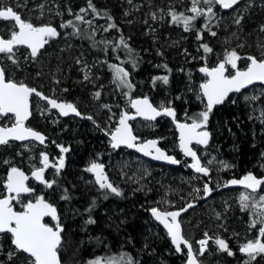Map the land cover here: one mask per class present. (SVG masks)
<instances>
[{
  "label": "trees",
  "instance_id": "obj_1",
  "mask_svg": "<svg viewBox=\"0 0 264 264\" xmlns=\"http://www.w3.org/2000/svg\"><path fill=\"white\" fill-rule=\"evenodd\" d=\"M172 1L178 8L179 0ZM79 2L80 0H62L60 7L76 8ZM166 2V0H150L153 6L161 4L166 7ZM1 3L10 5L12 0H0ZM91 3L99 16L115 25L112 28L116 30L117 36L113 41H101L94 30L90 26H86L85 15L78 14L83 17L82 20H77L76 16H70L68 20H63L64 27H61L62 24L58 19L53 21L58 35L48 40L45 48L38 52L34 63L29 62L25 56H21L25 47L15 48L10 54L13 59H16L14 69L28 80L27 84L46 93V89L49 88L61 90L60 99L75 103L81 113L92 117L89 120H80L75 117H58L52 120L39 117L36 114L31 120L37 128L48 135L49 142L53 143L52 146H49L53 154L60 153L58 145L69 149L64 168L59 173L55 171L50 178V181L55 180L56 183L52 188L47 187L45 191L46 196L50 197L59 207L64 221L62 245L72 242V246L82 262L100 255L118 257L119 255L133 256L134 253L137 261H134L135 264H183L182 255L176 254L169 243L153 240L147 234L145 223L149 221L150 208L158 200L164 198L165 205L168 202H173L178 209L194 203V206L186 212L187 216L190 214H192L191 217L193 216L192 220L185 223L186 233L191 236L201 237L208 230L226 229L219 238L228 243L229 249L234 255L229 256L227 252L222 251L219 254L215 253L213 257L218 258L224 264H236V262L241 264L242 257L246 256L240 254L239 243L246 244L249 240L254 241L258 237L259 223L254 227L251 226L254 220L253 216L250 217L246 210H239L238 207H232L231 211L224 213V208L218 203L220 190L199 198L197 194L191 192L189 187H186L185 182L178 181L177 175L184 174L180 171L181 169L166 168L162 170L161 166L149 162L148 167L153 170L148 169L147 172H144L145 169L142 170L140 172L142 179L134 186L127 184L129 181L127 178H122L121 172L118 174L115 172V184L122 191L123 195L121 196L111 194L108 190H98L88 182L90 174L86 169V164L90 158H102L108 164L116 162L120 166L127 167L128 161L136 155L126 149L111 151L107 141L108 136L101 131L107 120L108 110L101 109L100 103L103 101L112 102L113 95L126 98L125 90L128 88L117 89L115 87L113 89L110 84L105 88H97L86 84L77 72L74 56L76 58L78 55L86 56L87 61L92 64L93 76L99 85L101 82H107L108 75L114 72L110 65H117L116 63L124 56L123 65L130 74L128 79L132 84V88L128 89L131 98L146 94V97L154 105L171 104L176 109L177 115L180 116L186 111L190 119H193L198 118V113L204 111L205 107L198 105L194 92L187 86L190 83L188 78H191L192 75L186 70H194V80H197L199 85L202 82V76L199 73L200 63L204 61L211 64L215 60L214 53H206L202 45L207 44L213 51L218 47L211 37L206 39L204 35L198 39L195 36V32L200 28L199 23L202 16L192 22L193 26L188 30L187 40L177 47L165 44L163 40H165L166 33L183 31L178 27L182 22L175 23L172 20H163L159 17L161 36L154 40L155 36H150L145 32L146 28L140 21H137L134 14H131L130 18H124L123 8L117 0H91ZM25 5L24 9L16 8V10L27 22L35 24L37 21L31 18L30 9L26 8L29 3ZM232 11H223V21H226L227 26L229 25L227 15ZM182 13L186 16L185 12ZM260 18L259 12L246 10L245 12H236L232 21L235 24L239 21L242 35L249 39L250 32L256 28V24H262ZM37 20L43 21V19ZM69 21L72 23L68 24ZM3 23L5 24L3 21L0 22V27ZM2 34L5 35L3 32ZM122 38L127 44V48L120 44ZM182 46L191 52L196 51L201 57L200 60L195 58L191 62H184L182 56L179 55V49ZM97 61H100L102 67L95 65ZM36 75H38L37 78ZM165 75L168 76L167 84L162 80L155 79ZM43 84H46L47 88ZM115 84L118 85L117 82ZM97 92L100 93L99 97L96 96ZM93 95L95 100L92 99ZM242 95L243 93L234 95L223 105L215 107L208 121L213 132L210 147L212 146L215 151L224 154L226 159L235 165L232 171H222L228 179L239 177L248 171L257 172V163L263 160L264 124L252 116L251 108L243 101ZM260 103L264 108V97L261 98ZM121 106H124L123 101ZM169 128H171V133L175 132L171 126L167 129L166 123H164L153 132L152 136L164 134V137L170 139V136H173L170 135ZM165 129L167 131L163 133ZM138 131L135 129V132L142 137L151 136ZM166 144L164 143L165 146ZM173 144L170 143L167 147L175 148L176 145L173 146ZM26 152L27 150L21 148L16 142L2 145L0 148V189L5 185L9 165L25 167L23 156L26 155ZM3 161H7V163L3 164ZM136 166L134 169L138 170V166ZM160 168L161 170H159ZM183 172L192 175L190 169H183ZM228 172H232L233 175ZM200 179L202 178H197L199 185H202ZM228 190L235 191L236 189L228 188L223 191ZM260 191H264V186ZM64 196L68 198L62 199ZM93 201H95L94 204ZM211 205L222 214L221 218L215 217L214 214L210 216L207 210ZM90 219L95 223H88ZM181 221L183 220L181 219ZM189 236L186 235L194 243V239L192 238V240ZM0 240L3 250L5 249L4 244L10 245V239L7 236ZM143 242H148L155 254L151 256L145 252L138 253L137 248H141ZM15 252L16 254L11 259L0 255V264H27V255ZM139 255L142 257L139 258ZM255 259L254 264H264V261L260 262L258 258ZM200 263L207 264L208 262L200 260Z\"/></svg>",
  "mask_w": 264,
  "mask_h": 264
},
{
  "label": "snow or ice",
  "instance_id": "obj_2",
  "mask_svg": "<svg viewBox=\"0 0 264 264\" xmlns=\"http://www.w3.org/2000/svg\"><path fill=\"white\" fill-rule=\"evenodd\" d=\"M200 0H192V8L190 11L195 15L185 16L183 13L177 14L175 11L171 12V19L175 23H183L184 30L188 31L193 26L192 22L197 17L204 14L205 10L197 7ZM209 6L206 9L209 18L213 13L212 4H219L224 9H229L238 3V0H205ZM89 8L96 11L94 6L89 0ZM81 12L86 11L81 9ZM155 18V14H153ZM0 19L5 21L12 20L15 22V26H18V31L13 30L9 39L0 37V53L12 54L14 46L25 45L31 50V56L36 57L39 50L42 49L48 40L56 37L58 32L56 28L50 25L34 26L31 22H27L21 18V16L13 10L12 7H0ZM77 20H82L80 15L76 16ZM72 22L69 21L68 24ZM239 23V21H237ZM65 25H61L64 27ZM109 27H115L110 25ZM207 28V24L204 25ZM211 35L215 36L216 33L212 32ZM201 38L200 35L197 37ZM120 44L127 48V44L123 40ZM206 53H210L212 49L207 45H202ZM11 58V56L9 57ZM241 57L233 50L227 52L224 60L220 61L216 67L208 68L207 66L201 67L200 72L204 73L207 79L200 84V90L203 97L206 98L205 110L198 113V118H193L189 123H176V127L180 131V148L185 156L192 158V164L190 165L197 173H202L205 176L209 174V168L201 164L200 157L197 152L191 147L192 142L195 141L199 145H208L210 140V133L206 130L210 114L213 108L217 105H221L228 98L230 93L240 92L241 89L246 88L248 85H252L254 82H264V58L257 59L254 56H249L247 59L250 61L245 70H236L234 75H226V65H230L232 69H237V61ZM15 63V60H13ZM114 71V81L118 82V87L132 88L128 77L129 72L120 65H110ZM165 67H167L165 65ZM87 79V76H85ZM157 80H162L167 84L168 76L156 77ZM35 94L38 97L46 100L48 104L58 109L59 112L67 116L70 113H74L80 116L81 113L77 110L76 106L72 103L58 102L56 99L44 96L43 93L37 91L35 88H31L23 82H15L10 79H6L5 69L0 67V115L7 116L12 114L14 116V123L11 127H0V145H4L10 142V140L25 141L33 139L39 141L41 144L45 142V136L35 131L34 129L27 127L25 122L31 116L30 111V97ZM100 93L97 92L96 96L99 97ZM247 99V98H246ZM252 99H255L253 97ZM107 107V105H105ZM131 107L135 109V116L143 117L145 120L154 121L157 117L167 116L173 120L176 119V111L172 107H165L161 105L159 108L153 106L148 97L138 98L131 100ZM135 116H130L128 112H123L119 119V124L115 128V131L111 132V143L113 148H119L121 145H126L129 148H135L139 152L144 153L146 156H151L156 160H164L173 164L180 163L175 157L168 155L158 146L157 140H148L142 143H137L138 137L133 135L131 126L128 121L135 119ZM92 119V117H87ZM62 153L69 151L68 148L59 146ZM43 167L37 168L32 172V176L46 187L52 188L56 183L55 180L47 181L44 178L45 170L49 167V157L46 153H42ZM7 163V161L5 162ZM212 163V161H209ZM56 168L57 173L65 166V160L63 155L59 158L58 165H52ZM227 168L229 165L224 164ZM88 172L94 173L96 183L100 189L108 190L111 194L116 196L123 195L122 191L114 186L109 181L105 171L104 165L101 163L93 162L87 168ZM28 180V176L25 175L17 167H12L7 175L6 190L8 195L0 198V233H10L12 237V244L15 246L17 252H23L28 254L31 258L29 264H61L60 248L62 245V232L63 227L60 223V218L57 213L56 207L49 203L43 195L37 196L35 202L29 200L23 205L22 211H15L12 201L18 200L22 193H32L34 190L28 187L25 181ZM230 185H242L245 189L251 190L252 194H255L261 186H264V178H257L252 173H248L241 179H232L227 181ZM204 193L207 195L212 191L207 184L204 185ZM196 191H199L197 189ZM15 194V195H12ZM67 196L62 199H67ZM107 198V197H105ZM252 200L250 205L249 201ZM95 201H93V204ZM240 203L242 209H248L250 206L253 209H260L258 216L259 220L254 219L251 226H255L258 222L262 225L259 228V235L253 241L249 240L246 244L242 245L239 249L241 253L246 254L249 257L245 264H250L256 256L264 254V195H261L258 200L254 197H250L249 194H241ZM188 207H192L191 204ZM90 210V209H89ZM187 209H180L179 211H161L160 209L151 208L152 216L163 224L167 230L168 236L171 238L172 244L175 246L176 252L182 251V245L187 248V264H198L197 256L194 253L192 244L185 239L182 234L181 224L178 217L181 212ZM51 217L55 221L54 225L45 223V218ZM88 223H95L90 219ZM207 233H205V239L198 241L199 253L202 255L208 244ZM216 245L220 251L227 252L229 256L234 253L229 249L228 243L222 238L215 239ZM16 253L10 252L9 259H11ZM127 255V254H124ZM88 264H102L101 258L90 260ZM105 264H115L114 261H106ZM126 264H133L131 256H127Z\"/></svg>",
  "mask_w": 264,
  "mask_h": 264
},
{
  "label": "rangeland",
  "instance_id": "obj_3",
  "mask_svg": "<svg viewBox=\"0 0 264 264\" xmlns=\"http://www.w3.org/2000/svg\"><path fill=\"white\" fill-rule=\"evenodd\" d=\"M117 1L121 5V8H123L124 18H130L132 16L131 14H134L137 21H140V23L144 25V27L146 28L145 32L150 36H155L154 40L157 39L159 36H161L160 34L161 26H160V23L158 22L159 17H161L163 20L169 19L170 21L172 20L171 19L172 11H175L177 14L185 12L186 16L195 15L194 13L190 11V9L193 6L192 0H179L177 2L178 3L177 6H179L178 8L174 6V2L172 0H166L167 1L166 7L161 4H159L158 6H153L150 3V0H117ZM60 2H62V0H12V4L7 5L5 3H1L0 7L12 6L14 9L20 8L22 10L26 6L25 4L29 3V6H27L26 8L28 10L30 9L29 14L31 18L37 21L35 24L32 23L34 26L54 25L53 21L57 19L59 20L60 24L64 25L63 24L64 19L68 20L70 16L75 17L78 14H84L86 26H90L94 30V33L100 37L101 41L111 42L116 38L117 36L116 30L112 27H109L112 24H110L108 20H105L101 16H99L96 11H93L91 8H89V0H80L79 5L76 8L60 7L61 6ZM208 6L209 5L205 3V0H200L199 4L197 5V7L205 10V12L203 15H201L202 18L199 23L200 28L198 31L195 32L196 34L195 36L198 37V35H200L202 38L205 35L206 39L211 37L212 40L217 43L218 47H216L215 51L213 50L211 51L212 54L214 53L215 60L211 64L204 62V61L201 62L199 65V69L202 66H207L210 68L216 67L219 61L224 60L226 53L231 52L233 50H235L238 53V55L241 57V59L237 61V69L239 70L245 69L248 66L250 61L247 59V57L249 56H255L258 59L264 58V0H246L242 2L237 8H235L234 11L228 13L227 15L228 16L227 20L229 24L228 26L226 25V21H223L224 15H223V10L221 6L215 3L212 4L214 15H211L210 18H209V14H207L206 12V9ZM81 9H85L86 11L81 12L80 11ZM178 10H180L181 12H179ZM246 10H252V11L254 10V11L259 12V14L261 15L260 23H262L260 25L256 24L255 26L256 28H253V30L250 32L249 39L246 38L244 35H242L243 32H242V29L239 28L240 27L239 24L238 23L235 24V22L232 21L233 18L235 17L236 12H245ZM153 14H155V18H153ZM37 19H43V21H38ZM205 24H207V28L204 27ZM178 27L181 28L183 31H178L176 33H166L165 40H163L165 44L178 47L179 44L187 40L189 33L188 31L184 30L183 23L179 25ZM13 30L17 31V26L11 23V21L5 22V24L3 23V25L0 27V31L5 33L7 37H10V34ZM212 32H215L216 35L215 36L211 35ZM229 39L231 40L229 41ZM21 53H22L21 56H25V58H27L29 62L34 63L36 57L31 56V50L29 48H25L24 52H21ZM179 55L182 56V60L184 62H187V61L191 62L192 60H195V58L196 59L198 58V60H200L201 58L200 56H198V53L196 51L191 52L187 50L185 46L180 47ZM10 56L11 58H9ZM12 57L13 56L10 54L0 53V64L5 69V73H7L6 75L7 79L13 80L17 83L23 82L29 87L39 89L37 87L30 86L29 84H27L28 80L22 77V74L19 73V71L14 69L15 63H13V60L16 61V59H13ZM73 60L76 61L75 66L77 67V72H79L82 78V81L85 82L86 84L92 87H97V88H102V87L105 88L109 84L111 85L113 89L115 87L117 89L126 88V87L118 88V85H116L114 81L113 71H112L113 73L108 75L109 77H108L107 82H104V83L101 82L99 85V83L94 79V76H93L94 69L92 67V64L91 62L87 61V58L85 55L84 56L78 55L77 58L76 56H74ZM124 61L125 59L123 56L120 58V61H118V63L116 64L125 68V66L123 65ZM95 65L100 66L101 65L100 61H97ZM226 66L228 68V75H232L235 73L236 69H232L230 65H226ZM125 70L127 69L125 68ZM186 72L192 75L191 78H188V81L190 83H188L189 85L187 84V86H189L190 90L194 92L196 101H198V105L205 107L206 101L201 93L199 86L201 83L205 82L207 77L202 75L201 72H199L200 75L202 76V82L199 83L198 85L197 84L198 81L194 80V70L192 71V69H187ZM37 76L38 75H36L35 77L37 78ZM85 76H87V79H85ZM43 86L47 88L46 84H43ZM46 91L50 97L55 98L57 100H61L59 98L61 90L49 88V89H46ZM125 91L127 93L126 98L113 95L112 102L103 101L100 103L101 109L108 110V114L106 117L107 120L105 122V129L106 130L108 129L107 131L110 133L118 125L121 114L123 112H128V113L131 112V100L139 96V95H136L131 98L130 97L131 93H129L130 90L127 89ZM253 97H255V99H252ZM262 97H264V86H261V85L255 86L247 90L241 96L243 101L246 104H248L249 107L251 108V113L253 114L252 116L257 118L262 124H264V108H263V105L260 103ZM92 99L95 100L94 95L92 96ZM31 101H32V108H33L34 115L37 114L39 117L49 118L52 120H55L56 118L61 117L58 111H55L54 109H51L49 107L48 103L41 101L37 99L36 97L31 99ZM122 101L124 102L123 107L121 106ZM65 102L72 103L76 106V104L73 102H68V101H65ZM105 105H107V107H105ZM161 105L165 107H169V106L171 107V104H165V103L158 104L157 106L160 107ZM181 118L184 121L192 122V119H190L186 111L181 113ZM14 122H15L14 116L12 114H8L7 116L0 115V126L10 127L12 126ZM134 126L136 130H139L138 132H140L141 134H144L145 130H148V129H150V131L154 130L155 124L148 123V122L145 123L143 121L136 120L134 121ZM207 127H209L208 124H207ZM207 127H206V130L208 129ZM173 146H175V144H173ZM1 147L2 146H0V148ZM21 148H24L27 150L26 155L23 156L25 160L24 162L26 163V165L25 167H22V168L27 169L30 173L34 171L35 169L43 166L41 154L46 153L48 155L49 163L51 164V167L49 171L46 173V175L44 176V178L45 180L50 181V178L53 176L54 172L56 171V168L53 167L52 165H58L59 158L63 155V153L60 151V153H57L55 155L52 153L51 148L49 147V144L44 145V146H39V144L36 142H29L26 144H22ZM172 149L173 148H171V150ZM199 155L201 157H204V160H203L204 165L211 170L212 174H210L209 177L204 178L200 174H195L193 172H192V175H188L185 172H182L184 173L183 175L182 174L177 175V178H179L178 181L182 180V183L185 182L184 184L186 185V187L187 188L189 187L191 192L194 194H197L199 198L206 197L211 192H213L211 191L210 193L205 195L203 189H204V185L207 183L210 184V186L212 187V190H216V189L218 190L219 188H222L221 194L218 197V203L222 205V207L224 208V213L226 212L228 213L229 211H231L232 207L234 208L238 207L239 210H243V211L246 210L250 217L253 216V219L259 220L258 219L259 216L257 213H259L260 209H253L251 206L248 209H242L241 203H240V196L241 194H249L250 197H254L256 200H258L261 195H264V191L256 192L255 194H252L250 191L243 190V189H236L235 191H232V190L223 191L224 189H228V187H225V185L229 179L226 178L225 175H223L222 171L223 172L232 171L235 165L231 163L228 159H226L224 154L220 153L219 151L218 152L215 151L212 148V146L210 147V145H208L206 148L204 147L203 149H201L199 152ZM262 158L263 160L257 163V171L258 170L264 171V152L262 154ZM94 161H97V159L93 157L90 158L89 161L87 162V165H89L91 162H94ZM209 161H212V163H209ZM183 162H184L183 163L184 168L185 169L189 168L190 161L184 159ZM4 163L5 161H3V164ZM148 163L149 161L143 158H140L138 156H134L132 157L130 161H128L127 167H123V165L120 166L118 165V163L116 164V162L110 163L109 171L113 178L115 176L114 174L115 172L116 174H118V172H121L122 178L128 179L129 183L127 184L128 185L132 184L134 186L135 184L139 183L140 179H142L140 178V172L142 170L145 169L144 172L149 171L148 169L153 170V168L148 167L149 165ZM224 164L229 165V167L225 168ZM135 165L138 166L137 168L138 170L134 169ZM12 167H21V166H14L13 164H11L8 166V170L11 169ZM159 170H161V168ZM162 170H165V169H162ZM230 174L233 175L232 172ZM88 177H89L88 182L96 186L94 177L92 175H88ZM197 178H202L200 179V181H202V185H199ZM0 181H1V178H0ZM197 189H199V191H196ZM46 190H47L46 185L43 183H40L37 192L32 193L31 196L26 199V202L32 199L35 200V198L40 195H43L44 197L47 198V196L45 195ZM5 191H6V187L4 185L0 189V197L5 194ZM163 201H165L164 198L162 200L161 199L158 200L151 208L156 207L158 209L160 208L165 211H171L174 208H176L173 202L171 203L168 202L167 205H165ZM175 203H177V201H175ZM249 203L251 205L252 203L251 199ZM151 208L149 211L150 212L149 221L145 223L147 225V234L150 235V237H152L153 240L157 239L158 242H164V243L171 242L167 232L164 230V228L160 224H158L155 221V218L152 216ZM208 209L209 210L207 211H209L210 216L214 214L215 217L221 218L222 214H220L216 209H214V206L211 205V207ZM191 215L192 214L188 216L185 215L182 218L183 221H181V223H182L185 233L187 231L185 228V223L187 224L189 220H192L193 216L191 217ZM258 226L261 227L262 225L259 223ZM223 231L225 232L226 229L208 230V231H205L201 237H197L196 235H192V236H195V237H192L191 234L186 233L187 236L190 235L189 237L191 239L193 238L195 241L193 243V248H194L195 254L198 257L199 261L202 260L205 263L208 262L207 264H224V263H221L220 260H218V258L213 257L215 253L219 254L222 252L219 250L218 245H216L215 239L219 238L222 235ZM205 233H207L210 239L208 240V244L206 246L204 253L201 255L199 253L200 246L197 242L202 239H205ZM1 238H2V234L0 233V239ZM9 241H10V245L8 243L4 244V248H5L4 250L2 249L0 245V255H5L9 257L10 252L16 251V249L13 250L15 246L12 244L11 239ZM63 243L65 244V240ZM142 244H143V246L141 247L142 250L141 248H137L138 253L145 252L146 254L151 255V256L155 254V251L151 249L148 242H143ZM242 245L244 244L239 243L240 247ZM171 246L175 250V246L173 244ZM60 253L62 254V259L64 261V264H88L90 260H95L97 258H100V257L95 256V257H91L88 260H85V262H82L80 260V257L78 258L77 251L73 248L72 242L71 243L68 242L66 245H62L60 248ZM177 254L182 255L181 261L183 262V264H187V259H188L187 250L183 249L181 252ZM127 256H118V257L114 256L115 258L107 257L108 259L106 258L105 260L102 258L101 262L102 264H105L106 261L112 260L115 262V264H118V262L126 264ZM138 257L141 258L142 256L140 257L139 255ZM26 258H27L26 262L27 264H29V261L31 258L28 256ZM131 258H132L133 264H135L134 261L135 262L137 261H136L134 253H133V256L131 255ZM256 258H258L260 262L264 261V254L258 255L256 256ZM248 260H249L248 256L242 257L241 264H245V261H248ZM255 260L256 259L252 260L250 264H254ZM236 264H239V263L236 262Z\"/></svg>",
  "mask_w": 264,
  "mask_h": 264
},
{
  "label": "flooded vegetation",
  "instance_id": "obj_4",
  "mask_svg": "<svg viewBox=\"0 0 264 264\" xmlns=\"http://www.w3.org/2000/svg\"><path fill=\"white\" fill-rule=\"evenodd\" d=\"M7 7H12V6H7ZM13 8V7H12ZM237 8V7H236ZM14 9V8H13ZM14 10H16V9H14ZM17 11V10H16ZM18 12V11H17ZM20 13V12H19ZM22 16V15H21ZM23 18V17H22ZM24 19V18H23ZM25 20V19H24ZM8 22V21H11V22H14V21H12V20H7V21H5V20H0V22ZM26 21V20H25ZM15 23V22H14ZM44 26V25H43ZM50 26H54L55 28H56V26L55 25H50ZM17 31H18V28H17ZM0 34L4 37V38H10V37H7L6 36V34L4 35V34H2V32L0 31ZM46 46V45H45ZM19 48V47H18ZM26 48V47H25ZM45 48V47H44ZM43 48V49H44ZM42 49V50H43ZM41 51V50H40ZM219 63V62H218ZM226 68H227V66H226ZM247 68V67H246ZM245 68V69H246ZM236 70H238V69H236ZM236 70H235V72H236ZM241 70H243V69H241ZM202 74V73H201ZM202 75H204V74H202ZM226 75H228V68H227V72H226ZM232 75H234V74H232ZM205 76V75H204ZM202 84V83H201ZM258 86H260V85H258ZM261 86H263V85H261ZM255 87V86H254ZM251 88H253V87H251ZM251 88H248V89H246V90H244L243 92H240V93H236V94H232V95H230L229 96V98L230 97H232V96H236V95H238V94H242V93H245L247 90H249V89H251ZM36 89V88H35ZM37 90H39V89H37ZM40 92H42L45 96H47V97H50L49 95H48V93H46V92H43L42 90H39ZM37 98V99H39V100H41V101H44V102H46V103H48L46 100H44V99H42L41 97H38V96H36V95H32V97H31V99H33V98ZM50 98H52V97H50ZM228 98V99H229ZM53 99H55V98H53ZM228 99H227V101H228ZM57 100V99H56ZM57 101H62V102H65V100L63 101L62 99L61 100H57ZM226 101V102H227ZM69 102V101H68ZM66 103V102H65ZM49 105V104H48ZM156 106V105H155ZM49 107L51 108V109H54V108H52L50 105H49ZM156 107H158V106H156ZM172 107V106H171ZM76 108L79 110V108L76 106ZM159 108V107H158ZM173 108V107H172ZM31 110H32V113H31V117L29 118V120L27 121V123H26V126L27 127H30V128H32V129H35V130H38V131H40V132H42L44 135H46V137H47V140L45 141V143H43V144H41L39 141H36V140H30V141H27V142H24V143H20V142H16V141H12V142H9V143H13V142H16V143H18L20 146H22V144H26V143H29V142H36V143H38L39 144V146H44V145H47V144H49V146H52L53 145V143L50 141L49 142V137H48V135L43 131V130H41L40 128H37L32 122H31V120H32V117L34 116V113H33V108H32V101H31ZM55 111H58L59 112V110L58 109H54ZM214 110V109H213ZM175 111H176V109H175ZM79 112L81 113V111L79 110ZM131 112H132V109H131ZM130 112V113H131ZM59 114L61 115V117H75V118H77V119H80V120H89L87 117H89V116H85L83 113H81V115H82V117H79V116H76V115H67V116H64V115H62L60 112H59ZM129 114V113H128ZM136 120H140V121H143V122H145V123H154L155 124V126H154V130H151L150 131V129H148V130H145V132H144V134L145 135H151V136H149V137H142V136H140L138 133H136L135 132V126H134V121H136ZM176 120L177 121H180V122H186V123H189V122H187V121H184L182 118H181V115L179 116V115H177V111H176ZM164 123H166V126H167V129H168V127H172V128H174V130H175V132L174 133H171L172 131H171V128H169V132L171 133L170 135H172L173 137H171L170 136V139L167 137H164V134L163 135H161V136H152L153 135V132L155 131V130H158L159 128H160V126L162 125V124H164ZM119 124V123H118ZM130 124L132 125V128H133V131H134V133L137 135V136H139L140 137V139H141V141H145V140H147V139H150V138H153V139H157V140H159V145L161 146V147H163L164 149H166V151H167V153L168 154H172V155H175L176 156V158L180 161V164L178 165V166H166V165H163V164H159V163H153V162H150V163H152V164H155V165H158V166H161L163 169H168V168H178L181 172H183V169H185L184 168V159H186V160H189L190 161V163H189V168H186V169H190L193 173H195V174H200V173H196V172H194L193 170H192V168H190V164L192 163V159H189V158H187L184 154H183V152L181 151V149H180V147H179V133H178V131H177V128H176V126H175V124H174V120L171 118V117H162V118H160V119H157V120H155V121H147V120H143V119H140V118H135V119H131L130 120ZM170 125V126H169ZM118 126V125H117ZM116 126V127H117ZM208 129H207V131L211 134L210 135V140H209V143H208V145H210V143H211V141H212V129L210 128V127H207ZM167 129H165V131H163V133H166V131H167ZM108 130V129H107ZM106 129H105V124L102 126V128H101V131H102V133L103 134H106L107 136H108V143H109V145H110V148H111V151H113V152H115V151H118V150H123V149H126V148H119V149H113L112 148V146H111V139H110V136H111V133H109L108 131H107ZM113 131H115V129L113 130ZM112 131V132H113ZM110 140V141H109ZM164 143H167L166 144V146L164 145ZM170 143H174L175 145H176V147L175 148H173V147H171V148H173L172 150H171V148L169 149L167 146L170 144ZM208 145H199V144H194V145H192V147L196 150V152L198 153V155H199V152H200V150L201 149H203L204 147L206 148ZM2 146V145H1ZM60 145H58V147H59ZM60 148V147H59ZM61 150V149H60ZM126 150H128V149H126ZM128 151H130V150H128ZM131 152H133V151H131ZM136 156H138V157H140L138 154H136L135 152H133ZM67 155H68V152H66V153H63V157H64V160H65V164H66V158H67ZM199 157H200V160L202 161V164H203V166H205L204 165V162H203V160H204V157H201L200 155H199ZM94 158V157H93ZM140 158H142V157H140ZM97 159V161H94V162H96V163H101V164H103V165H105V172L108 174V176H109V178H110V180H111V182L113 183V185L114 186H116V184H115V179L112 177V175H111V173H110V171H109V167H110V165L107 163V161H104L102 158H96ZM143 159H145V158H143ZM145 160H147V159H145ZM182 160V161H181ZM89 161V160H88ZM148 161V160H147ZM91 163H93V162H91ZM91 163L89 164V165H87L86 164V167L88 168L90 165H91ZM43 167V166H42ZM50 167H51V164L49 163V167L45 170V173H44V176L46 175V173L49 171V169H50ZM20 168H22V167H20ZM27 174H28V176H29V179H28V181H27V185H28V187H30V188H32L34 191L32 192V193H35V192H37V190H38V187H39V184L41 183V182H38L33 176H32V172L30 173L27 169H25V168H22ZM10 170V169H9ZM8 170V171H9ZM210 170V169H209ZM249 172H254V171H248L247 173H249ZM8 173V172H7ZM90 175H92L93 177H94V180H95V175L93 174V173H91V172H88ZM257 176H263L264 175V171L263 170H258L257 172H254ZM210 174H212V172H211V170H210V173H209V175H207V176H205V175H202V174H200L202 177H204V178H207V177H209L210 176ZM244 174H246V173H244ZM244 174H242V175H244ZM239 176H241V175H239ZM233 178V177H232ZM231 179V178H230ZM6 181H7V175H6ZM6 181H5V185H6ZM95 183H96V180H95ZM207 185L209 186V188H211L212 189V187L210 186V184L209 183H207ZM97 186V187H96ZM96 188L99 190L100 189V187H99V185L96 183ZM228 188H230V187H228ZM221 189L222 188H219L218 190H220L221 191ZM232 189H240V188H232ZM217 190V189H216ZM216 190H212L213 192L214 191H216ZM32 193H28V194H21L20 195V197L18 198V200H13L12 201V204H13V206H14V208L16 209V210H18V211H22L23 210V205L24 204H26L27 202H26V199L28 198V197H30L31 196V194ZM212 193V192H211ZM210 193V194H211ZM7 194V190L5 191V194L4 195H2L1 197H3V196H5ZM12 195H15V194H12ZM46 195V194H45ZM45 199L46 200H48V201H50L53 205H55L56 207H57V209H58V216H59V218H60V223H61V225L63 226V232H64V222L62 221V217H61V214H60V210H59V207L50 199V197H48L47 196V198L45 197ZM31 201H33V202H35V200H31ZM192 204V203H191ZM189 204H187V205H185L184 207H186V206H188ZM194 206V205H193ZM160 209V208H159ZM160 210H163V209H160ZM173 210H179V209H173ZM173 210H171V211H173ZM165 211V210H164ZM187 212V211H186ZM184 215H186V213L185 214H183L181 217H180V223H181V219H182V217L184 216ZM155 221H156V219H155ZM157 222V221H156ZM45 223H48L49 225H54L55 224V221H53L52 219H51V217H46L45 218ZM158 223V222H157ZM158 224H160V223H158ZM161 225V224H160ZM181 229H182V234L184 235V237H185V239H187L191 244H192V247H193V243L186 237V235H185V233H184V230H183V226H182V223H181ZM165 230V229H164ZM63 232H62V240H63ZM2 234V238L3 237H8L9 239H11V241H12V237H11V234L10 233H1ZM170 238V237H169ZM171 240V239H170ZM170 243V245H172V242H169ZM62 246V245H61ZM183 249H186L187 250V248L185 247V246H183L182 245V250ZM193 250H194V248H193ZM175 251V253L177 254L178 252H176V250H174ZM195 252V251H194ZM23 253V252H22ZM25 255H27L28 256V254H26V253H24ZM59 254H60V257H61V261H62V263L64 264V261H63V259H62V256H61V253L59 252ZM240 254H242V255H245V256H247L246 254H244V253H241L240 252ZM119 256H121V255H119ZM98 257H100L101 259L103 258L104 260L107 258V256H104V255H100V256H98ZM109 257V256H108ZM108 259V258H107ZM118 264H123V263H119L118 262Z\"/></svg>",
  "mask_w": 264,
  "mask_h": 264
},
{
  "label": "water",
  "instance_id": "obj_5",
  "mask_svg": "<svg viewBox=\"0 0 264 264\" xmlns=\"http://www.w3.org/2000/svg\"><path fill=\"white\" fill-rule=\"evenodd\" d=\"M8 1H11V0H8ZM244 1H246V0H238V3L236 4V5H233V7H231V8H229V9H224V8H222V10L223 11H226V12H229V11H232V10H234L236 7H238L242 2H244ZM14 10V9H13ZM14 11H16V10H14ZM17 12V11H16ZM20 16H21V14L19 13V12H17ZM21 18H22V16H21ZM23 19V18H22ZM0 20H3V19H0ZM52 27H54V26H52ZM17 28H18V26H17ZM55 28V27H54ZM0 37H3L1 34H0ZM4 38V37H3ZM4 39H8V38H4ZM18 47H27V46H25V45H18V46H14V48L13 49H15V48H18ZM45 47V46H44ZM43 47V48H44ZM28 48V47H27ZM42 48V49H43ZM42 49H40V50H42ZM39 50V51H40ZM255 57V56H254ZM258 59V58H257ZM220 62V61H219ZM0 67H2V65L0 64ZM202 67H204V66H202ZM208 68H210V67H208ZM239 70V69H238ZM243 70H245V69H243ZM202 73V72H201ZM202 74H204V73H202ZM235 74V73H234ZM205 75V74H204ZM6 79H7V77H6ZM258 85H263L264 86V82H254L252 85H248L246 88H244V89H241V91L240 92H243L244 90H246V89H248V88H251V87H254V86H258ZM32 88V87H31ZM37 91H39V90H37ZM40 92V91H39ZM240 92H233V93H230L229 94V96L230 95H232V94H236V93H240ZM42 93V92H41ZM202 93V92H201ZM33 95H35V94H33ZM44 95V94H43ZM45 96V95H44ZM229 96H228V98H229ZM32 97V96H31ZM31 97H30V111H31V113H32V110H31ZM50 98V97H49ZM138 98H143V96H137V97H135L134 99H138ZM227 98V99H228ZM53 99V98H52ZM133 99V100H134ZM149 99V98H148ZM204 99H205V101H206V98L204 97ZM227 99L225 100V102L227 101ZM150 101V100H149ZM58 102H62V101H58ZM151 102V101H150ZM224 102V103H225ZM65 103V102H64ZM152 103V102H151ZM223 103V104H224ZM153 104V103H152ZM223 104H221V105H223ZM153 106H155L154 104H153ZM217 106H220V105H217ZM217 106H215V107H217ZM156 107V106H155ZM214 107V108H215ZM158 108V107H157ZM213 108V109H214ZM131 109H132V112L131 113H129V115L130 116H135V109L134 108H132L131 107ZM78 110V109H77ZM79 111V110H78ZM69 115H75L74 113H70ZM77 116V115H76ZM31 117V116H30ZM29 117V118H30ZM79 117H82V115H80ZM140 118V119H143V120H145L143 117H140V116H135V118ZM162 117H167V116H160V117H157L156 118V120L157 119H160V118H162ZM29 120V119H28ZM27 120V121H28ZM27 121L25 122V124L27 123ZM147 121H149V120H147ZM155 121V120H154ZM177 122H180V121H177L176 119L174 120V124H175V126H176V123ZM128 123H129V125L131 126V129H132V133H133V135H135L136 137H138V140L136 141L137 143H142V142H145V141H148V140H157V139H153V138H150V139H147V140H145V141H141V139H140V137L139 136H137L135 133H134V131H133V128H132V125L130 124V120L128 121ZM180 123H186V122H180ZM191 122H189V124H190ZM0 127H4V126H0ZM11 127V126H10ZM177 128V127H176ZM35 130V129H34ZM35 131H38V130H35ZM177 131H178V133H179V138H180V131H179V129L177 128ZM38 132H40V131H38ZM40 133H42V132H40ZM43 134V133H42ZM44 135V134H43ZM45 136V141L47 140V137H46V135H44ZM110 139H111V136H110ZM30 140H33V139H29V140H25V141H18V140H10V142H12V141H16V142H20V143H24V142H27V141H30ZM158 142H159V140H157ZM45 143V142H44ZM194 144H196L195 143V141H193L192 142V145H194ZM179 145H180V139H179ZM192 145H191V147H192ZM1 146V145H0ZM111 146H112V144H111ZM158 146L163 150V151H165L166 153H167V151H166V149H164L163 147H161L160 145H159V143H158ZM180 147V146H179ZM113 148V147H112ZM119 148H126V149H128V150H130V151H133V152H135L136 154H138L140 157H142V158H145V159H147L148 161H150V162H153V163H159V164H163V165H166V166H178L180 163H178V164H173V163H170V162H168V161H164V160H156V159H154L153 157H151V156H146L144 153H141V152H139L137 149H135V148H129V147H127L126 145H121ZM119 148H113V149H119ZM193 148V147H192ZM181 149V148H180ZM193 150L194 151H196L194 148H193ZM182 151V150H181ZM183 152V151H182ZM168 154V153H167ZM184 154V153H183ZM168 155H170V156H173V157H175V159H177L176 158V156L175 155H172V154H168ZM197 155H198V153H197ZM199 156V155H198ZM187 158H189V159H192L191 157H188V156H186ZM178 160V159H177ZM193 162V161H192ZM192 164V163H191ZM190 164V165H191ZM201 164H202V161H201ZM203 165V164H202ZM17 168H19L21 171H23L24 173H25V175L26 176H28V174L22 169V168H20V167H17ZM191 168V167H190ZM192 170L194 171V172H196L193 168H192ZM10 171V170H9ZM8 171V172H9ZM104 171H105V165H104ZM106 173V172H105ZM197 173V172H196ZM209 173H210V171H209ZM249 173H252L253 175H255L257 178H264V175L263 176H257L254 172H249ZM94 174V173H93ZM200 174H202V173H200ZM248 173H246V174H244V175H241V176H239V177H233V178H231V179H229L228 181H230V180H232V179H241V178H243V176H245V175H247ZM7 175H8V173H7ZM106 175H107V177H108V179H109V181L111 182V180H110V178H109V176H108V174L106 173ZM202 175H204V174H202ZM209 175V174H208ZM28 179H29V176H28ZM28 181V180H27ZM27 181H25V183H26V185H27ZM38 182H40V181H38ZM28 186V185H27ZM225 187H230V188H240V189H245V187L244 186H242V185H230V184H227L226 183V185H225ZM261 188H262V186H261ZM261 188L258 190V191H260L261 190ZM246 190H249V189H246ZM250 192H251V190H249ZM257 191V192H258ZM23 194H28V193H23ZM6 195H8V193L6 194ZM5 195V196H6ZM4 197V196H3ZM3 197H0V198H3ZM48 201V200H47ZM49 203H51L50 201H48ZM192 205V207H193V205H194V203H192L191 204ZM55 206V205H54ZM56 207V206H55ZM13 208H14V206H13ZM190 207H188V206H186V207H184V208H182V209H189ZM56 209H57V207H56ZM14 210L15 211H18V210H16L15 208H14ZM180 210V209H179ZM179 210H173V211H179ZM186 210V211H187ZM161 211H164V210H161ZM186 211H183V212H181V215L178 217V220H179V222H180V217L183 215V214H185L186 213ZM57 213H58V209H57ZM157 221V220H156ZM158 223H160L159 221H157ZM161 224V223H160ZM181 224V223H180ZM161 226L164 228V226H163V224H161ZM63 227V226H62ZM165 229V228H164ZM165 231L167 232V230L165 229ZM171 239V238H170ZM195 253V252H194ZM60 255V254H59ZM60 259H61V257H60ZM197 260H198V264H201L200 263V261H199V259L197 258ZM61 264H63L62 263V261H61Z\"/></svg>",
  "mask_w": 264,
  "mask_h": 264
},
{
  "label": "bare ground",
  "instance_id": "obj_6",
  "mask_svg": "<svg viewBox=\"0 0 264 264\" xmlns=\"http://www.w3.org/2000/svg\"><path fill=\"white\" fill-rule=\"evenodd\" d=\"M182 161V160H181ZM259 219V218H258Z\"/></svg>",
  "mask_w": 264,
  "mask_h": 264
}]
</instances>
